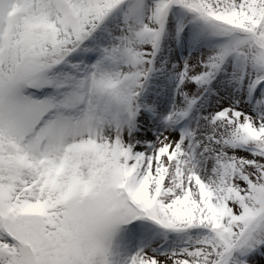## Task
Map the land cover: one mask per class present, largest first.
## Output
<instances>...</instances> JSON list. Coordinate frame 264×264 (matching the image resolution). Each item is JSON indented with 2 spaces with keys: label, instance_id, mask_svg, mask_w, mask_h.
I'll use <instances>...</instances> for the list:
<instances>
[{
  "label": "snow or ice",
  "instance_id": "snow-or-ice-1",
  "mask_svg": "<svg viewBox=\"0 0 264 264\" xmlns=\"http://www.w3.org/2000/svg\"><path fill=\"white\" fill-rule=\"evenodd\" d=\"M0 264H264V0H0Z\"/></svg>",
  "mask_w": 264,
  "mask_h": 264
}]
</instances>
